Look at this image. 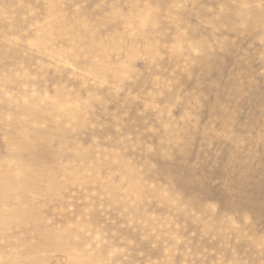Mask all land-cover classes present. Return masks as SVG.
Here are the masks:
<instances>
[{
	"label": "rangeland",
	"instance_id": "rangeland-1",
	"mask_svg": "<svg viewBox=\"0 0 264 264\" xmlns=\"http://www.w3.org/2000/svg\"><path fill=\"white\" fill-rule=\"evenodd\" d=\"M0 264H264V0H0Z\"/></svg>",
	"mask_w": 264,
	"mask_h": 264
}]
</instances>
